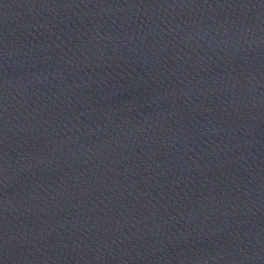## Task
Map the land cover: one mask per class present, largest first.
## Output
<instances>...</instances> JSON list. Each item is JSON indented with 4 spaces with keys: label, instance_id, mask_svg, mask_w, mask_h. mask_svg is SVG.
Wrapping results in <instances>:
<instances>
[{
    "label": "water",
    "instance_id": "water-1",
    "mask_svg": "<svg viewBox=\"0 0 264 264\" xmlns=\"http://www.w3.org/2000/svg\"><path fill=\"white\" fill-rule=\"evenodd\" d=\"M0 264H264V56L0 13Z\"/></svg>",
    "mask_w": 264,
    "mask_h": 264
}]
</instances>
